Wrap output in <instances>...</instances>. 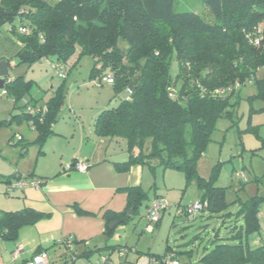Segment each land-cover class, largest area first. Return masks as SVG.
I'll list each match as a JSON object with an SVG mask.
<instances>
[{"label":"trees","instance_id":"trees-1","mask_svg":"<svg viewBox=\"0 0 264 264\" xmlns=\"http://www.w3.org/2000/svg\"><path fill=\"white\" fill-rule=\"evenodd\" d=\"M202 1L207 10L204 16L177 12V0H0V29L8 25V32L22 44L16 68L22 72L4 90L16 104L22 102L32 83L25 79L22 67L30 68L50 56L64 62L79 49L80 56L94 60L92 77L112 84L121 98L118 106L104 110L94 123L98 138L127 142L128 158L114 162L116 170L148 166L181 171L188 183L193 181L203 189L200 202L206 206L192 221L178 214L176 218L188 223L199 217L220 218L226 223L232 216L226 213L230 206L227 188L216 185V171L206 180L196 166L212 141L217 121L234 120L241 88L255 85L254 97L264 100V0ZM21 29L29 33L22 34ZM174 58L178 63L175 77L171 74ZM65 107L63 86L43 107L38 101L23 102V111L15 118L31 123L38 137L25 144L21 135L11 137L12 145H21V157L27 155L29 145L42 148ZM3 126L5 122L0 121ZM128 196L135 213L149 193L136 186L128 189ZM263 207L264 195L241 202L236 213L241 224L228 227L235 242L219 243L217 234L211 241L213 248H205L200 262L264 264V243L255 249L248 243L250 235L261 231ZM130 209L107 213L106 246L85 251L84 257L122 247L108 245L117 228L112 231L109 226L132 219ZM48 215L28 207L0 210V238L14 242L20 229ZM170 251L177 257L182 254L168 247Z\"/></svg>","mask_w":264,"mask_h":264},{"label":"rangeland","instance_id":"rangeland-1","mask_svg":"<svg viewBox=\"0 0 264 264\" xmlns=\"http://www.w3.org/2000/svg\"><path fill=\"white\" fill-rule=\"evenodd\" d=\"M176 10L180 13L195 12L202 16L207 12L202 0H177ZM79 53L78 49L64 62H59L56 56H50L37 60L30 68L22 67L25 69V79L32 81L30 91L22 102L16 104L11 100L12 95L0 93V121L5 122V126L0 128V210L21 209L24 191L9 189L11 184L17 185L23 181L28 185L26 189L33 187V176L29 175L32 172L41 176L69 168L75 159L79 160L83 156L84 151L89 152V148L81 147L86 133L94 132V123L100 113L120 104L121 98L116 97L112 84L100 82L97 75L92 77V57L80 56ZM177 70L178 63L174 58L171 64L173 77ZM17 71L22 72L21 69ZM17 71L12 72V76L17 75ZM260 75L262 77V73ZM62 86L66 107L54 123V133L47 138L42 148L36 144L29 145L27 155L21 157V145H12L9 141L11 136L21 135L25 139L23 144L32 143L38 137L31 123L19 122L15 118L22 113L23 102L38 101V106L43 107L53 92ZM257 92L255 85L241 88V100L234 120L217 121L212 141L196 166L198 175L206 180L216 171V185L227 188L226 201L230 206L226 213L232 216L226 218V223L220 218L199 217L193 223L176 218V205L180 203L185 208L194 207L200 201L203 189L193 181L188 183L181 171L157 167L154 173L146 166L151 171L147 170L150 177L144 183L143 190L149 193V198L130 215L132 219L116 228L109 246H127L139 253L156 255L166 254L170 247L182 253L178 257L179 264H203L200 260L205 248H213L211 241L217 234L220 236L219 243L235 242L230 238L228 227L241 224L236 221L240 203L253 196L264 195V100L254 97ZM238 174L244 176L238 178ZM21 176L25 178L20 179ZM256 178L259 182L255 181ZM155 193L165 197L171 204L159 226L147 219L150 200H153ZM261 224L260 233L248 237L253 249L264 243V220ZM106 244L107 238L103 235L94 240L87 250L104 248ZM75 252L82 257L76 264L97 261V253L84 257L85 251L79 250L77 245ZM101 252L110 254L109 250ZM49 256L50 264H73L65 246L50 248ZM130 258L134 259V256Z\"/></svg>","mask_w":264,"mask_h":264},{"label":"crops","instance_id":"crops-1","mask_svg":"<svg viewBox=\"0 0 264 264\" xmlns=\"http://www.w3.org/2000/svg\"><path fill=\"white\" fill-rule=\"evenodd\" d=\"M45 1L52 3L56 0ZM8 29V25L0 29V61L10 62L9 80L12 81L17 76H12V72L17 71L22 44ZM1 92L6 94L5 90ZM11 100L15 102V98ZM14 106L17 105L14 103ZM81 147L89 148V152L84 151L83 156L75 159L69 168L41 176L34 172L29 174H34L32 179L40 180L42 185L23 189L21 209L33 208L49 215L20 229L14 242L0 238V264H25L41 251L49 253L52 247L64 246L60 241L70 236L79 250L88 251L87 247L94 240L105 235L107 213L121 214L130 209L128 189L143 188L150 177L147 172L150 169L133 166L127 172L116 170L113 163L128 158L127 142L123 139L98 138L95 131L88 132ZM79 164H86L87 171L78 170ZM153 172L156 173L155 170ZM156 196L165 199L156 193L152 199ZM153 200H150V205ZM18 249L20 255L13 263L12 254Z\"/></svg>","mask_w":264,"mask_h":264},{"label":"built area","instance_id":"built-area-1","mask_svg":"<svg viewBox=\"0 0 264 264\" xmlns=\"http://www.w3.org/2000/svg\"><path fill=\"white\" fill-rule=\"evenodd\" d=\"M22 34H28L29 30H20ZM78 170L85 172L88 169L86 164L77 165ZM244 175L238 174V178H242ZM20 179H24L23 177ZM244 181V180H243ZM245 182V181H244ZM32 185L39 187V182L36 179H32ZM28 185L21 181L20 183L11 184L9 189L18 191L23 190ZM206 206V202H198L194 207H177L178 216H185L187 220L192 221L196 215L203 211ZM171 204L166 199H155L152 201L147 214V219L150 223H156L161 219V214L163 211L168 210ZM66 249L70 252L73 264H76L79 258L75 252V242L72 236L66 237L64 240L60 241ZM110 254H104L102 252L98 253L97 261L94 263L90 261L88 264H179L177 254L175 252H168L162 256H155L149 254L138 253L136 249L129 248L127 246L119 247L115 250L109 251ZM20 255V250H16L12 254V262L18 259ZM133 255L134 259L130 258ZM25 264H50V256L48 251H41L33 258L27 261Z\"/></svg>","mask_w":264,"mask_h":264},{"label":"water","instance_id":"water-1","mask_svg":"<svg viewBox=\"0 0 264 264\" xmlns=\"http://www.w3.org/2000/svg\"><path fill=\"white\" fill-rule=\"evenodd\" d=\"M10 62L7 60L0 61V92L5 89L6 83L11 81L10 78ZM133 209L129 211V215L133 214ZM120 225L119 221H114L110 224V230H115Z\"/></svg>","mask_w":264,"mask_h":264}]
</instances>
